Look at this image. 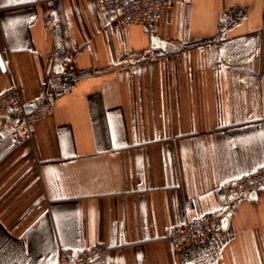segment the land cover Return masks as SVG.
Instances as JSON below:
<instances>
[{"label":"crops","instance_id":"obj_1","mask_svg":"<svg viewBox=\"0 0 264 264\" xmlns=\"http://www.w3.org/2000/svg\"><path fill=\"white\" fill-rule=\"evenodd\" d=\"M53 3L0 0V91L32 104L20 143L0 119V264L93 244L106 264H264V188L221 189L264 166V0H175L147 23ZM225 207V227L166 241Z\"/></svg>","mask_w":264,"mask_h":264},{"label":"built area","instance_id":"obj_2","mask_svg":"<svg viewBox=\"0 0 264 264\" xmlns=\"http://www.w3.org/2000/svg\"><path fill=\"white\" fill-rule=\"evenodd\" d=\"M56 0H41L48 12H57ZM175 0H95L98 8L112 15L120 23H147L156 18L164 9L171 6ZM59 19H55L54 23ZM77 53L75 48H64L56 53L58 61L73 58ZM56 81L65 85L73 79L66 70H60ZM27 102L20 96L16 87L0 91V119L10 115L9 135L13 143H20L30 134V123L26 111ZM264 188V166L246 173L226 179L222 184V193L229 199L232 195H247L250 192ZM227 207L222 212H210L197 215L188 221L169 228L166 241L174 248H179L191 242H196L213 228H219L221 218L227 217ZM107 247L93 244L79 250H60L55 264H106Z\"/></svg>","mask_w":264,"mask_h":264},{"label":"water","instance_id":"obj_3","mask_svg":"<svg viewBox=\"0 0 264 264\" xmlns=\"http://www.w3.org/2000/svg\"><path fill=\"white\" fill-rule=\"evenodd\" d=\"M31 105H32V104H31ZM31 105H30V104L27 105V107H26V111H27V113L29 112ZM251 193H255V191H253V192H251ZM226 224H227V218H226V217L221 218V226H222V227H225Z\"/></svg>","mask_w":264,"mask_h":264}]
</instances>
